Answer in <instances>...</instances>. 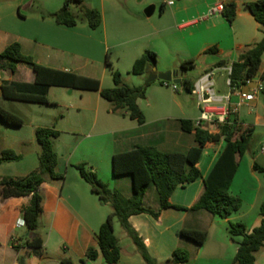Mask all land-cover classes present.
<instances>
[{
	"label": "trees",
	"instance_id": "1",
	"mask_svg": "<svg viewBox=\"0 0 264 264\" xmlns=\"http://www.w3.org/2000/svg\"><path fill=\"white\" fill-rule=\"evenodd\" d=\"M75 4L80 16L71 11ZM222 16L229 24H233L238 16V5L231 1L223 3ZM247 9L255 21L264 27V0H256L246 4ZM164 5L161 6V13ZM45 17L52 18L57 24L72 28L80 23H86L91 30H97L103 22L99 10L87 6L86 0H64L63 7L56 12L48 13ZM216 47L205 50V55L217 54ZM264 56V37L261 41L246 46L236 62L231 65L230 88H238L247 79L258 75ZM0 59L8 60L7 67L14 73L17 64L27 65L35 75L32 83L5 81L0 85L2 97L5 100L41 105L51 104L48 95L52 87L65 89L95 91L110 103V113L129 118L140 126L146 123V117L138 105V101L146 98V86L129 87L119 71H113L114 87L103 89L98 79L61 71L41 65L22 51L20 43L9 45ZM106 64L111 66L109 55ZM157 64V54L146 50L134 63L132 74L143 76L149 73V68ZM225 62H219L216 67H224ZM182 70L195 67L194 60L183 61ZM0 63V70L7 69ZM162 85L165 82L160 81ZM182 84L190 93L194 84L189 80H182ZM0 120L4 123L22 127L24 120L0 106ZM184 133L194 132L196 146L186 152H162L155 146L137 145L130 150L114 153L112 157V173L114 177L130 176L132 179L133 194L126 198L120 191L112 190L93 171L87 170L84 164L76 165L82 179L89 184L91 192L97 196L102 205H109L111 213L101 225L98 232L99 249L90 248L87 251L88 260H96L102 254L107 264H119L121 259L120 242L114 231V222L117 220L120 227L131 239L145 264H192L190 252L184 247L175 249L170 258L164 263L158 262L150 254L146 242L139 232L131 225L130 218L137 215H149L159 220L162 211L175 209L179 211L208 212L220 219H229L238 212L243 200L231 194L230 189L239 168L242 157L249 151L254 138L253 129L237 128L234 125L219 127L218 132H212L207 127L197 128L191 120H180ZM36 142L39 145V169L27 176L0 179V199L30 197V204L22 210L28 234L35 233L36 237H25V247L37 257L44 255V242L39 234L42 227L44 213V196L42 186L48 182L64 181L65 175L57 172L58 155L54 150L53 140L60 137V132L54 127H39L35 131ZM224 140L226 148L221 154L209 176L204 180V190L191 208H184L172 204L171 198L179 188L202 179L199 163L204 149L208 144H217ZM22 155L14 150H4L0 155V165L3 163L19 162ZM255 170L264 174V168L254 166ZM155 190L159 203L156 211L144 203L149 189ZM262 216L261 225L251 233L243 223H230L232 238L240 237L238 249L233 264H257L256 255L264 248V204L260 207ZM181 239L192 242L197 248L202 247L208 237L205 230L184 227L178 232ZM18 250V248H15ZM86 260H83L85 262ZM19 264H27L24 257L18 258ZM62 264H73L71 259H65Z\"/></svg>",
	"mask_w": 264,
	"mask_h": 264
},
{
	"label": "crops",
	"instance_id": "2",
	"mask_svg": "<svg viewBox=\"0 0 264 264\" xmlns=\"http://www.w3.org/2000/svg\"><path fill=\"white\" fill-rule=\"evenodd\" d=\"M231 1L238 5V16L233 24H229L221 13L210 15V12L218 5ZM254 1L256 0H191L189 6L184 5L183 7L171 12L172 14L169 15L170 17H177L176 15H179L180 13L183 15L182 17L185 16V18H188L185 23H182L177 27L182 31H190L188 35L189 41L186 42V46L191 47L192 50L199 48L200 54L204 57L219 58L218 60L209 61L208 66L195 80H189L187 77H183L182 80H189L195 85L196 82H198L206 74L218 72L222 77H227V85V81L229 79L227 72L228 69L231 68V65L238 60L239 55L246 46L259 42L264 37V27H261L255 21L254 17L246 7L247 3ZM165 10L166 7L164 6V11L161 13L162 17L166 15ZM189 11H192V13H189ZM49 13H53V11H49ZM101 14L103 17V22L99 30L103 29L105 36H107L108 24L105 17L106 15L104 11H102ZM118 16L119 18L117 19L120 20V24L121 22L126 21L123 20L124 15ZM44 20L51 21L53 19L47 17ZM56 25H58V27L61 26L57 23ZM56 27L53 28L54 31H59L58 29L60 28ZM170 31L171 26L160 30L156 29L155 36L161 43L169 44V41L166 40V37L167 33ZM21 45L22 51L24 53V45ZM212 47H216L218 53L205 55V50ZM226 54L230 55V59L222 58V56ZM185 60L188 61L195 59L193 57H188ZM221 61L226 63L225 66L216 67V65ZM39 64L44 65L40 61ZM44 66L75 73L68 67H57L56 65ZM153 69L154 67L150 68L149 73H152ZM159 72L164 73L165 71L160 69ZM258 75H264V56L262 58ZM83 76L97 79L91 75L84 74ZM34 80L35 75L33 72L21 70L18 65L11 79L13 82L23 83H32ZM98 80H100L102 88L106 89L103 80L99 78ZM216 87L217 84L215 81L216 96L222 100V102L219 104L220 108L229 109L232 105L239 101V98L235 94L231 95L230 105L226 101V98L231 93L230 89L228 92H225L223 89H216ZM53 88L60 87L50 88L48 95L49 101L53 104L58 103V100L60 99L64 100L62 96H58L56 93L54 94V97L51 98V91ZM75 91H80V99L83 103L80 105V107L74 108L82 110V107L89 109L92 106H95L96 117L94 123L96 124L98 122L100 107H105L103 106L104 104L102 102L104 99L101 97L99 92L95 91L72 89L69 95H74ZM0 98H3L1 90ZM193 101L196 102V108L193 110L194 113L196 111L194 117L189 116L188 109H190V107L181 101L165 102L164 104L159 103L157 105V110L160 117H157L149 122L147 115L145 114L146 123L142 126H140L137 122L130 120L129 118L114 115L121 117L122 121L129 119L132 121V124H122L126 123L122 122L121 129H114V131H112V134H114L115 137L118 135L121 136L120 140L116 141L117 143L121 141L123 144H129L130 146L129 149H123L120 151H117L116 149L113 151L112 157L116 152L130 150L137 145L155 146L162 152H186L190 148L196 146L197 144L195 142L194 132L191 134L184 133L179 122L180 120H191L195 123V121L200 118L201 112L197 101L195 99H193ZM110 107L111 105L108 102L106 112L109 114H111ZM235 120L240 125L239 128L253 129L254 138L252 142L259 140V144L261 145V149L257 153H255L250 147L249 151L242 157L239 163V168L231 185V194L234 196H239L243 200L241 209L233 214L229 219L225 220L215 217L204 211L192 212L168 209L162 211L159 220H154L157 222H173L171 229L175 233L177 242L175 244L177 245L171 249L170 254L172 255L173 251L178 247H184L190 252L192 264H195L194 261L197 259L206 261V264H233V260L238 249V242L241 241V238H231L230 223H243L247 227L248 232L251 233L255 228H258L261 225L263 219L260 215V207L262 204H264V174L256 171L254 166L257 165L259 168H264V154L261 151L264 143L260 139L261 135L264 134V94L258 96L254 102L242 105L239 108ZM150 124L153 125L152 127L154 128L148 130ZM157 124H161V126L155 127ZM125 125L127 126L125 127ZM205 127L212 129V132H218V130H216V128L211 125H207ZM55 140H53V146ZM209 146H214V149L212 156L208 160V166L205 171H203L201 167L204 152L199 163V168L202 172L203 178L187 185L185 188L177 189L171 198L172 204L184 208H191L201 196L204 190V180L209 176L221 154L224 152L226 148V142L222 140L217 144L211 143L208 144L205 149ZM39 153L40 150L37 154L38 157ZM17 154L23 156V154ZM83 162L77 163L76 165L84 164ZM87 162V165L84 164L86 169L96 173L99 178L104 180L112 190L120 191L126 198H130L132 196L133 187L130 176H113V180L106 181L104 179L108 177L106 166L105 169H103V164L101 161L99 162V160L96 161L92 159L91 161ZM72 167L79 174V171L76 169V167ZM244 170L245 173L243 172ZM57 172L61 173V171H58V166ZM68 173L69 168L66 169L67 177L64 179V181L45 183L41 189L44 196L42 228L47 230L45 235H41L44 242L43 257H37L32 251H29L25 247L26 241L21 240L20 234L18 233L20 229L16 227L17 221L23 218L22 210L30 204V197L0 199V264H19V257H24L27 264H47L48 262L62 263V261L65 259H71L73 264H107L102 254H99V257L93 261L88 260L86 255L90 248H95L98 252H100L98 232L101 225L106 221L108 215L107 209L109 205L101 204L99 198L91 192L90 186L82 179L81 176V180H76L75 184H68ZM111 181H113L112 184ZM66 187H68V191L66 190V193H64ZM186 191H190L188 196L185 194ZM144 203L147 207H150L156 211L159 210L160 206L153 188L149 189L147 192ZM150 218L154 219L151 216L145 214L137 215L130 218V223L143 237L147 248L151 253L152 244L156 245L157 242L155 243V240L150 236L148 237V235L145 233L146 230L149 231L151 228L154 229L152 222L153 220ZM116 221L117 220L114 222L115 234L117 225L119 224ZM184 227L198 228L207 231L208 237L205 244L202 247L197 248L196 246H193V244L185 243V241L181 240L178 236V232ZM117 238L119 239L121 250V259L119 264L140 263V260L137 256V248L133 243L130 244L128 242L130 238L127 236V234L123 236V239L127 241L130 247L129 256L131 257H129V259L124 258L122 247L123 243L121 238L118 236ZM14 239L17 242V245L15 246L13 245ZM53 241H58L66 246L64 247L65 251L60 253L57 257L49 255V246ZM158 244L159 243H157V245ZM15 247H17L18 250L15 249ZM132 256L134 258H132ZM154 258L158 262L164 263L163 259H160L157 256ZM256 259L257 264H264V248L259 253H257ZM83 260L86 261L83 262ZM208 261L210 263H208Z\"/></svg>",
	"mask_w": 264,
	"mask_h": 264
},
{
	"label": "rangeland",
	"instance_id": "3",
	"mask_svg": "<svg viewBox=\"0 0 264 264\" xmlns=\"http://www.w3.org/2000/svg\"><path fill=\"white\" fill-rule=\"evenodd\" d=\"M190 2L191 0H86L87 6L99 10L101 13L104 11L108 24V33L105 36L103 29L92 31L86 23L68 28L58 27L54 20L45 21L44 19L47 17L44 15H47L49 11H59L63 7L64 0H0V53L9 45L17 42L24 45V53L31 55L35 62L39 63L40 61L44 65L68 67L75 73L91 75L97 79H102L106 89H111L114 87L113 71H119L125 84L129 87L145 86V82L151 73L135 76L131 72L136 59L146 50H151L157 54V64L154 67L157 74H160L159 70L162 69L165 71L164 73H179L182 74V77L195 80L208 66L209 61L219 58L204 57L200 54L199 48L192 50L191 47L186 46L190 31H182L177 27L185 23L188 18L182 17L183 15L180 13L176 15L177 17L169 16L176 9L184 5L189 6ZM170 3L172 5H169ZM162 5L166 7L164 17L161 16ZM150 6L156 7V13L147 17L145 11ZM71 11L80 16V11L75 4L71 6ZM118 15H124L123 20L126 21L120 24V20L117 19L119 18ZM170 26L171 31L167 33L166 37L169 44H163L155 36V30ZM55 27L60 28L59 31H54L53 28ZM107 55L110 57L111 66L106 64ZM188 57L195 59V67L182 70L180 64L186 61L185 59ZM222 58L230 59V55L226 54ZM0 63L6 68L9 66L8 60L0 59ZM17 65L21 70L32 72L25 64ZM11 72L8 68L0 70V83L11 81L13 77ZM214 79L217 84L216 89L229 91L226 85V76L222 77L220 73L215 72ZM71 90L53 88L51 98L56 93L58 96H62L64 100L60 99L58 103L47 105L0 98V106L24 120L22 127L10 126L0 120V155L2 151L8 149L23 154V159L19 162L0 165V179L24 177L38 171L39 157L37 154L40 148L36 142L35 131L38 127H54L60 132V137L54 139V147L58 155V171H61L66 178V169L69 168L68 184H75L76 180H81L80 174L72 166L75 167L77 163L83 161L86 164L92 159L101 161L103 169L106 166L108 177L104 179L106 181L113 180L112 153L116 149L117 151L129 149L130 146L121 141L117 143L116 141L120 140L121 136L115 137L112 131L121 129L122 122H126L122 124H127L132 121L129 119L122 121L121 117L106 112L108 102L103 100L105 107H100L98 122L95 124V106L89 109L82 107V110L74 108L80 107L83 102L80 99V91H75L74 95H69ZM193 99L183 84L179 85V92L175 93L171 84L166 86L162 85L160 81H156L146 86V98L139 100L138 105L150 122L160 117L157 105L165 102H183L190 107L188 109L189 116L194 117L196 111L194 113L193 110L196 108V102ZM149 126L148 130L154 128L151 124ZM156 126H161V124ZM260 139L264 143V134L261 135ZM250 147L255 153L260 151L259 140L252 142ZM213 149L214 146H209L204 150L201 165L203 171L208 166V160L212 156ZM243 172L245 173V170ZM66 190L68 191V187L64 193ZM189 192L186 191L185 194L188 196ZM107 210L109 215L111 213L110 207ZM151 220H153L154 229L146 230L145 233L154 239L155 243L159 244H152L150 254L152 257L157 256L165 262L168 259L166 257L171 255V249L177 245L175 244L177 243L175 233L171 229L173 222ZM39 231L40 235L43 236L47 230L41 227ZM27 232L26 228H20L18 233L21 240H25ZM125 234V231L118 224L116 235L121 238L123 243L124 258L129 259L131 257L129 256L130 247L127 241L123 239ZM181 240L193 244L190 241ZM128 242L133 243L131 239ZM13 245L15 246L14 243ZM193 246L195 245L193 244ZM64 247L66 246L62 243L53 241L49 246V255L57 257L65 251ZM133 256L132 258H134ZM137 256L140 260V263L137 264H145L139 253ZM205 262L199 259L194 261L195 264H206L207 262ZM208 263L210 262L208 261Z\"/></svg>",
	"mask_w": 264,
	"mask_h": 264
},
{
	"label": "built area",
	"instance_id": "4",
	"mask_svg": "<svg viewBox=\"0 0 264 264\" xmlns=\"http://www.w3.org/2000/svg\"><path fill=\"white\" fill-rule=\"evenodd\" d=\"M169 5H172V3ZM223 10L224 5L220 4L210 12V15H215L218 13L222 14ZM227 74L230 77L231 68L228 69ZM169 84H171V88L175 93L179 92L178 84L167 82L164 85L167 86ZM230 85L231 81L229 78L227 81V86L229 87L231 93L226 98V101L230 104V97L234 94L239 98V101L232 105L229 109H223L219 107V104L222 102V100L219 99L215 93L214 73L211 72L206 74L198 82H196L191 95L197 101L201 115L200 118L195 121V127L201 128L207 125H215V128H217L216 130H219V127L234 125L239 128L240 125L235 120L239 108L246 103L254 102L258 96L264 94V75H257L253 78L247 79L245 83L238 88L231 89ZM261 151L264 154V146L262 147ZM16 227L18 229L26 228V222L23 218L17 221ZM13 243L17 245L15 239Z\"/></svg>",
	"mask_w": 264,
	"mask_h": 264
},
{
	"label": "water",
	"instance_id": "5",
	"mask_svg": "<svg viewBox=\"0 0 264 264\" xmlns=\"http://www.w3.org/2000/svg\"><path fill=\"white\" fill-rule=\"evenodd\" d=\"M156 11V7L155 6H150L146 11L145 14L147 17H151ZM11 74L13 75V73L11 72ZM182 74L176 73L173 74L172 72H166V73H160L157 74L156 73V69H153V72L150 74L149 78L147 79V81L145 82V86H148L149 84L156 82V81H162L165 83H171L173 82L174 84H182ZM215 127V125L213 126ZM217 129V128H216ZM212 130V129H210ZM27 237L29 238H34L36 237L35 233L27 234ZM47 264H62L60 262H48Z\"/></svg>",
	"mask_w": 264,
	"mask_h": 264
}]
</instances>
